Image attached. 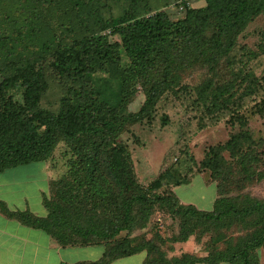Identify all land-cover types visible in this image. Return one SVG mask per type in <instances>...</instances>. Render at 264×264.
I'll return each mask as SVG.
<instances>
[{
	"label": "trees",
	"instance_id": "trees-1",
	"mask_svg": "<svg viewBox=\"0 0 264 264\" xmlns=\"http://www.w3.org/2000/svg\"><path fill=\"white\" fill-rule=\"evenodd\" d=\"M109 1L0 0V57L5 60L0 66V171L45 160L59 142L71 152L68 169L50 181L43 196L45 216L9 211L1 201L0 209L61 245L104 247L99 259L74 264H109L139 252H144L142 264H259L264 200L243 190L264 180V138H253L242 114L230 117L239 131L209 147L199 163L216 180L219 195L211 210L156 192L160 177L149 187L141 185L118 137L134 123L153 120L159 99L179 84L183 71L200 66L214 73L222 62L241 61L232 53L238 36L259 14L264 18V0H201L199 6L183 0L178 7L183 16L176 19L168 10L139 4L143 0H123L120 14L106 15ZM42 9L59 16V34L39 25ZM102 30L115 32L120 41L110 43ZM257 49L264 56V38ZM46 60L66 84L56 110L40 105L48 88ZM96 71L106 77H95ZM249 75L241 77L253 80L246 88L258 84ZM135 84L144 98L137 111L127 112ZM16 86L23 88L21 102L8 93ZM211 86L209 113L226 107L234 95L231 84ZM256 111L262 114L263 106L257 104ZM155 206L179 221L171 240L210 234L207 252L167 257L156 240L129 236L145 226ZM122 232L127 234L118 237Z\"/></svg>",
	"mask_w": 264,
	"mask_h": 264
},
{
	"label": "rangeland",
	"instance_id": "rangeland-1",
	"mask_svg": "<svg viewBox=\"0 0 264 264\" xmlns=\"http://www.w3.org/2000/svg\"><path fill=\"white\" fill-rule=\"evenodd\" d=\"M200 1L188 0V3L199 6ZM145 2L151 5L153 10H168L174 19L183 16L178 8L181 0H143L139 4L142 5ZM123 3V0L109 1V7L104 13L106 15L120 14ZM39 12L41 13L37 19L39 25H48L51 32L59 34L56 30L60 21L59 16L44 9ZM68 21L70 16L66 15L65 22L68 23ZM101 33H105L110 43L120 41L115 32L102 30ZM63 34L67 36V31ZM263 38L264 18L263 14H259L238 36V45L232 53L235 57H241V61L231 66H226L222 62L214 73L200 66L183 71L179 84L173 90L166 91L159 99L153 120L151 122L141 120L128 126L120 134L118 140L129 150L135 175L141 185L149 187L152 181L160 177V186L155 188L156 192L172 193L179 202L192 204L200 210L212 209L219 195L216 190V180L213 179L210 170L200 169L199 163L209 147L224 144L232 134L239 131V123H232L230 117L234 112L242 114L253 138H264V111L262 114L256 111L257 104L264 108V81L262 80L264 56L257 49V44ZM248 50H252L255 54H247L245 51ZM231 55L233 54L230 53ZM124 61L125 58L123 63ZM4 62L3 57H0V66ZM48 62L49 60L43 62V69L48 78V88L40 105L56 110L58 99L66 90V84L61 77L54 76L53 71L48 68ZM246 73H250L247 79H257L258 84L250 83L249 88H246L249 82H253V80L241 79ZM105 75L102 71L94 73L95 77H106ZM222 84H231L233 88L230 92L234 95L226 107L220 105L209 113L208 108L211 107L212 101L211 85ZM249 89L252 91L247 94ZM201 91L204 93L203 96H199ZM22 92L21 86L8 90V93L18 102L22 101ZM224 95L227 96L228 93ZM143 98L144 94L140 86L135 84L128 98L126 111H137ZM67 150L69 148L64 142H59L47 159L33 161L28 165L45 169L43 172L51 179L58 178L68 169L71 152ZM222 155L230 159L228 151L224 150ZM160 174L165 176H159ZM243 192L264 200V180L247 184ZM165 210L155 206L145 226L137 227L129 233V236L139 241L141 239L156 240L167 257L179 256L183 252L204 255L209 247L210 234L204 235L201 239L190 236L185 241L171 240L172 235L178 234L179 221ZM126 234L127 232H122L118 237L122 238ZM102 247V245L94 244L82 246L76 250L80 252L82 259H87L89 254L102 250ZM223 247V243L218 244V248ZM257 251L259 264H264V246ZM141 256H144V252L133 257Z\"/></svg>",
	"mask_w": 264,
	"mask_h": 264
},
{
	"label": "crops",
	"instance_id": "crops-1",
	"mask_svg": "<svg viewBox=\"0 0 264 264\" xmlns=\"http://www.w3.org/2000/svg\"><path fill=\"white\" fill-rule=\"evenodd\" d=\"M43 170L27 163L0 171V201L9 211L46 215L43 196L49 194L52 179ZM82 246L89 245H61L45 231L25 225L0 209V264H74L97 260L104 250L102 247L82 259L76 250ZM139 253L117 258L109 264H142L144 256L133 257Z\"/></svg>",
	"mask_w": 264,
	"mask_h": 264
},
{
	"label": "built area",
	"instance_id": "built-area-1",
	"mask_svg": "<svg viewBox=\"0 0 264 264\" xmlns=\"http://www.w3.org/2000/svg\"><path fill=\"white\" fill-rule=\"evenodd\" d=\"M183 2V0H181V3ZM186 3H188V0H186L185 1ZM189 4V3H188ZM179 7L181 8L182 6L181 5H179Z\"/></svg>",
	"mask_w": 264,
	"mask_h": 264
}]
</instances>
